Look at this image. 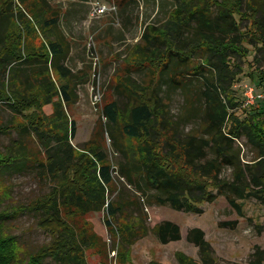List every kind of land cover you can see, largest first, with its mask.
I'll use <instances>...</instances> for the list:
<instances>
[{
	"label": "trees",
	"instance_id": "obj_1",
	"mask_svg": "<svg viewBox=\"0 0 264 264\" xmlns=\"http://www.w3.org/2000/svg\"><path fill=\"white\" fill-rule=\"evenodd\" d=\"M171 1L173 8L165 27L152 26L154 31L151 33L148 30L144 35L147 42L145 51L153 49L151 52L154 53L148 63L156 71L165 72L171 68L173 60L180 61L173 77L178 87L184 84L183 79L187 77L186 70L183 71L185 65L195 64L192 74L210 83L208 100L213 101L206 114L210 122L199 134L191 133L185 137L180 126L167 127L174 125L169 117V109L167 106L165 108L166 104L159 93L157 96L149 94L151 89L145 87L140 92H133L136 104L128 115L123 113L124 118L120 115L117 102L106 105L104 115L114 126H120L124 136L117 139L121 142L123 137L121 149H125L123 152L133 162V167L122 168L120 175L131 183H136V178H144L150 189L159 192L157 203L169 205L178 211H188L196 208L200 202L214 201L217 194L213 189L220 187L222 190L229 185L219 177L223 167L235 165L234 154L229 147L236 140L246 138L260 149L261 155L257 162L245 163L230 187L240 199L254 197L264 204V112L251 107L256 112L251 113L249 118L241 120L232 115L230 126L224 128L228 108H233L238 102L227 98L228 106L224 99H221L218 107L215 103V97L219 95L222 98L234 82L232 79L236 72L229 68L230 58L243 56L240 42L250 38L251 43L259 45V50L264 51V0L247 2L246 9L244 0ZM20 12L26 16V30L17 24ZM7 21L11 23L9 29L3 26ZM244 21L247 22L246 31L242 32L240 22ZM0 33V104L11 105L18 115L24 117L31 135L34 133L39 138L45 149V158H40L38 151L36 158L27 159L36 164L41 180L50 179L56 183L49 194L17 209V214L41 215L38 226L50 237V242L39 251L27 252L26 264H45L47 259L55 264H89L88 251L95 250L101 254L104 244L99 243L100 240L86 221L80 223L81 217L91 212H101L107 207L110 218L107 226L116 236L112 220L119 209L108 202L115 179L108 154L98 144L99 138L96 137L84 147H74L70 143V139L76 135V122L71 121L70 127L67 126L63 102L65 105L74 102V89L78 84L87 83L88 73H74L65 65L69 50L67 37L61 29V15L52 10L46 0H0ZM33 36L44 40L47 54H26L28 38ZM201 53L202 62L196 65L194 60ZM46 58L51 72L58 74V88L52 81L48 85L43 84L41 74L33 78L26 95L10 89L11 69L25 62L26 66L22 67L32 66L34 59ZM133 67L139 72L147 69L145 62ZM212 74L216 76L208 77ZM257 77L264 80V72ZM56 97H61V101L54 102ZM46 105H53L55 113L42 118L37 111ZM159 120H163L162 124ZM21 160L18 154L0 156V168L12 166ZM233 206L240 212L241 206L234 202ZM2 218L0 214V220ZM117 229L119 233L123 232V244L133 245L130 235L137 231L136 225H128L124 231ZM156 232L164 243L181 239L179 226L170 221L157 226ZM188 239L200 248L204 264H217L212 246L205 240L203 231L192 230ZM18 245L15 237L5 233L0 222V264H24L17 253ZM122 250L125 251V248ZM258 254L257 264H262L264 251ZM179 260L181 264H196L184 255H180Z\"/></svg>",
	"mask_w": 264,
	"mask_h": 264
},
{
	"label": "rangeland",
	"instance_id": "obj_2",
	"mask_svg": "<svg viewBox=\"0 0 264 264\" xmlns=\"http://www.w3.org/2000/svg\"><path fill=\"white\" fill-rule=\"evenodd\" d=\"M247 2L254 0H244L245 9ZM46 3L61 15V29L67 37L69 50V55L64 60L65 65L74 73H88L87 83L78 84L74 89V102L71 105H65L63 102L67 126L70 127L71 121L76 122V135L70 139V143L74 147H84L98 137V144L106 151L113 166L115 180L109 191L108 202L119 209L112 220L116 236L107 226V220H110L107 207L101 212H91L81 217L80 223L86 221L92 233L100 240L99 243L104 244L101 254L95 250L88 251L89 264H181L180 255L186 256L196 264H204L200 248L188 239L192 230L204 232L205 240L212 246L217 264H257L258 253L264 251V204L254 197L240 199L230 187L245 163L253 164L261 155L260 149L250 144L246 138L236 140L229 147L234 154L235 165L223 167L219 176L229 185L222 190L220 187L213 189L217 194L214 201L200 202L196 208L188 211H178L169 205L157 203L159 192L150 189L144 178H136V183H131L120 175V170L133 167V162L123 152L125 149H121L123 137L121 142L117 139L124 136L120 126H114L104 115L106 105L117 102L120 115L124 118L123 113L128 115L136 104L133 92H140L142 87H145L151 89L149 94L157 96L159 93L166 104L165 108L167 106L169 109L172 117L168 116L173 119L171 122L174 125L167 127L180 126L185 137L191 133L199 134L210 122L206 115L210 110L209 104L213 101L208 100L211 93L208 89L210 83L192 74L195 64L185 65L183 71L186 70L187 77L183 79L184 84L178 87L174 84L173 77L180 61L173 60L171 68L165 72L156 71L148 63L154 53L151 52L153 49L145 51L147 42L144 35L148 30L152 33L154 27H165L173 2L46 0ZM99 6H105L106 12L97 13ZM18 20L17 24L26 30L25 14L20 12ZM240 24L242 32H245L247 22ZM3 26L11 28L10 21ZM4 33L5 31L2 34ZM2 34L0 33V36ZM249 40L250 38L240 42L242 57L230 58L229 68L236 72L232 79L234 82L230 84L228 91L223 93L222 98L219 95L215 97L216 107L221 99H224L227 106V98L238 102L233 108H228L224 128L230 126L232 115L244 120L249 118L251 113L254 114L255 109L264 112V80L257 77L264 72V51L259 50V45H254ZM43 41L35 36L28 38L26 54H47ZM48 60L34 59V67L30 64L29 68L22 67L26 66V62L16 65L11 69L10 89L14 93L18 91L26 95L33 78L41 74L43 84L48 85L52 81L58 88V74L51 72ZM143 62L146 63L147 69L143 72L135 71L133 66ZM194 62L196 65L202 62V53L197 55ZM213 75L216 76L212 74L208 77ZM16 82L18 85H15ZM58 101H61V97L54 98V102ZM251 107L255 109L251 110ZM54 113L53 105L43 106L37 111L42 118ZM187 115L189 117L186 118ZM262 118L264 119V115ZM162 121L159 120V123L162 124ZM262 124L264 125V120ZM38 151L40 158H45L42 143L34 133L31 135V129L26 127L24 117L18 115L11 105L0 104V156L18 154L22 158L12 166L0 168V214L3 215L0 222L5 233L18 241L17 253L24 264L26 260L28 262L27 252L35 253L50 242V237L38 226L41 215L17 214L19 206L49 194L56 184L50 179L41 180L37 175L36 164L27 159L36 158ZM134 176L137 177L136 172ZM233 202L241 206L240 212L233 206ZM168 221L179 226L180 240L164 243L158 236L156 227ZM128 225H136L137 231L130 235L133 245L125 246L123 232L119 233L117 227L124 231V227ZM123 247L125 251L122 250ZM45 264L55 262L47 259Z\"/></svg>",
	"mask_w": 264,
	"mask_h": 264
},
{
	"label": "built area",
	"instance_id": "obj_3",
	"mask_svg": "<svg viewBox=\"0 0 264 264\" xmlns=\"http://www.w3.org/2000/svg\"><path fill=\"white\" fill-rule=\"evenodd\" d=\"M106 10H107V8L105 7V6H103V7H97V13H99V14H103V13H105L106 12ZM252 93V92H251Z\"/></svg>",
	"mask_w": 264,
	"mask_h": 264
}]
</instances>
